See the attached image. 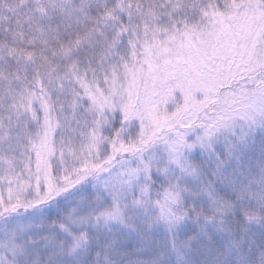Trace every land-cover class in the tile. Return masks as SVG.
<instances>
[{
    "label": "snow or ice",
    "instance_id": "snow-or-ice-1",
    "mask_svg": "<svg viewBox=\"0 0 264 264\" xmlns=\"http://www.w3.org/2000/svg\"><path fill=\"white\" fill-rule=\"evenodd\" d=\"M0 264H264V0H0Z\"/></svg>",
    "mask_w": 264,
    "mask_h": 264
}]
</instances>
